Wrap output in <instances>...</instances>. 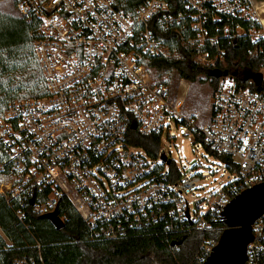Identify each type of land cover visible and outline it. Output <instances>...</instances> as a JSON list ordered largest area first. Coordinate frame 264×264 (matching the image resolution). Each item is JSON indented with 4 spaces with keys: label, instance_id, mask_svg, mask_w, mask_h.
<instances>
[{
    "label": "built area",
    "instance_id": "2783aa9c",
    "mask_svg": "<svg viewBox=\"0 0 264 264\" xmlns=\"http://www.w3.org/2000/svg\"><path fill=\"white\" fill-rule=\"evenodd\" d=\"M178 1L175 14H166V0H150L129 15L116 0H13L18 17L36 21L33 53L44 85L41 96L0 109V196L20 222L55 211L64 222L58 206L67 200L91 240L153 225L181 240L209 230L238 194L264 183V63L259 85L218 79L202 121L186 110L192 83L175 72L159 81L146 63L169 52L152 20L163 32H188L189 47L206 49L193 61L209 69L223 56L215 21L249 22L233 38L255 44L264 39L257 8L253 0ZM133 131L152 138L149 151ZM178 142H188L191 161L181 159ZM251 236L245 264H264V213ZM0 242L11 245L1 228ZM215 246L203 240L191 264H204Z\"/></svg>",
    "mask_w": 264,
    "mask_h": 264
},
{
    "label": "trees",
    "instance_id": "16d2710c",
    "mask_svg": "<svg viewBox=\"0 0 264 264\" xmlns=\"http://www.w3.org/2000/svg\"><path fill=\"white\" fill-rule=\"evenodd\" d=\"M116 1L125 13L133 15L137 8L150 0ZM166 2L169 6L166 14L182 11L178 0ZM153 22L150 21V28L169 50L167 56L146 62L154 69L159 81L175 72L181 79L193 83L207 69L205 79L212 87L216 86L219 77L231 78L245 86L257 77L264 63V39L252 44L244 37L233 38L236 26H250L247 21L224 15L215 21L219 39L217 47L223 50V56L209 69L193 61L196 54L206 49L189 47L184 41L188 32L179 33L175 29L163 32ZM253 26L259 28L256 23ZM35 28L33 19L0 13V109L10 102L36 98L44 93L43 79L33 53ZM224 28H228V35L223 36ZM209 51L214 54L215 46ZM243 73L250 77L245 78ZM131 136L136 145H144L149 151L152 138L139 136L135 131ZM58 215L64 217L63 228L59 230L48 220L30 214L20 222L5 198L0 196V228L11 243L3 249L4 243L0 242V264H14L15 259L38 264L41 261L43 264H191L203 240H212L217 245L229 228L220 218L209 230L186 235L176 250L171 246L175 237L160 225L131 232L120 240L101 241L90 239L85 222L67 200L60 201Z\"/></svg>",
    "mask_w": 264,
    "mask_h": 264
},
{
    "label": "water",
    "instance_id": "95a60500",
    "mask_svg": "<svg viewBox=\"0 0 264 264\" xmlns=\"http://www.w3.org/2000/svg\"><path fill=\"white\" fill-rule=\"evenodd\" d=\"M254 81L259 85L260 77H255ZM263 213L264 183L238 194L222 213L229 228L204 264H245L246 247L252 240L251 226ZM40 218L48 220L56 230L63 228L64 224L59 220L56 211ZM181 241L182 239L172 241L171 246H178Z\"/></svg>",
    "mask_w": 264,
    "mask_h": 264
},
{
    "label": "rangeland",
    "instance_id": "374dc122",
    "mask_svg": "<svg viewBox=\"0 0 264 264\" xmlns=\"http://www.w3.org/2000/svg\"><path fill=\"white\" fill-rule=\"evenodd\" d=\"M254 6L257 8L255 9L259 14L261 20V33L264 34V0H253ZM262 8V9H261ZM0 13L10 15V16H17L16 10L14 8L13 0H0ZM263 22V23H262ZM217 75L216 72L213 73ZM243 76L250 77L247 73H243ZM222 77H219V79ZM177 78H175L176 80ZM197 79H201L197 83ZM208 79H205L204 75H201L196 78V80L191 84L189 92L187 94L186 99V110L197 116V118L202 121L205 117L204 114L207 112L208 103L210 100V88L211 85L207 83ZM173 89L178 88L177 82L172 83ZM179 88H182L179 86ZM177 149L179 151V155L182 160L191 161L192 160V153L189 147L188 142H178ZM220 182H215L210 186L211 188L217 187Z\"/></svg>",
    "mask_w": 264,
    "mask_h": 264
},
{
    "label": "bare ground",
    "instance_id": "6f19581e",
    "mask_svg": "<svg viewBox=\"0 0 264 264\" xmlns=\"http://www.w3.org/2000/svg\"><path fill=\"white\" fill-rule=\"evenodd\" d=\"M262 9V8H261ZM257 11H259V10H257ZM264 11V10H263ZM262 20V19H261ZM264 20V19H263Z\"/></svg>",
    "mask_w": 264,
    "mask_h": 264
}]
</instances>
